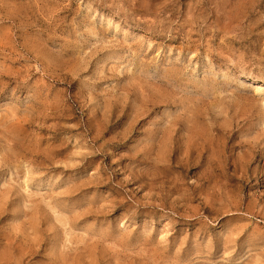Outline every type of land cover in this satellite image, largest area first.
<instances>
[{
    "label": "rangeland",
    "instance_id": "obj_1",
    "mask_svg": "<svg viewBox=\"0 0 264 264\" xmlns=\"http://www.w3.org/2000/svg\"><path fill=\"white\" fill-rule=\"evenodd\" d=\"M0 264H264V0H0Z\"/></svg>",
    "mask_w": 264,
    "mask_h": 264
}]
</instances>
